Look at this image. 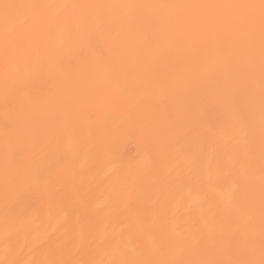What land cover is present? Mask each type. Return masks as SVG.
<instances>
[{
	"label": "bare ground",
	"instance_id": "6f19581e",
	"mask_svg": "<svg viewBox=\"0 0 264 264\" xmlns=\"http://www.w3.org/2000/svg\"><path fill=\"white\" fill-rule=\"evenodd\" d=\"M0 264H264V0H0Z\"/></svg>",
	"mask_w": 264,
	"mask_h": 264
}]
</instances>
